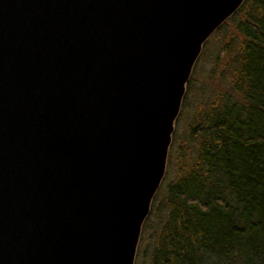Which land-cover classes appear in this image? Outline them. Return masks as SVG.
<instances>
[{
  "label": "water",
  "instance_id": "95a60500",
  "mask_svg": "<svg viewBox=\"0 0 264 264\" xmlns=\"http://www.w3.org/2000/svg\"><path fill=\"white\" fill-rule=\"evenodd\" d=\"M244 0H0V264H134L205 40Z\"/></svg>",
  "mask_w": 264,
  "mask_h": 264
},
{
  "label": "trees",
  "instance_id": "16d2710c",
  "mask_svg": "<svg viewBox=\"0 0 264 264\" xmlns=\"http://www.w3.org/2000/svg\"><path fill=\"white\" fill-rule=\"evenodd\" d=\"M233 20L232 89L199 109L177 151L146 264H264V0H244Z\"/></svg>",
  "mask_w": 264,
  "mask_h": 264
},
{
  "label": "rangeland",
  "instance_id": "374dc122",
  "mask_svg": "<svg viewBox=\"0 0 264 264\" xmlns=\"http://www.w3.org/2000/svg\"><path fill=\"white\" fill-rule=\"evenodd\" d=\"M240 36L235 28V20L226 21L202 45L186 84L180 111L174 124L166 170L158 188L159 195L142 224L134 264L148 262L155 225L161 216V209H158L159 200L166 183L176 173L175 159L178 149L182 147L186 150L187 146L191 147L190 129L195 124L199 109L212 100L216 92L232 89L230 79L238 64ZM190 152L188 151L189 154ZM168 158L171 159L170 162Z\"/></svg>",
  "mask_w": 264,
  "mask_h": 264
}]
</instances>
